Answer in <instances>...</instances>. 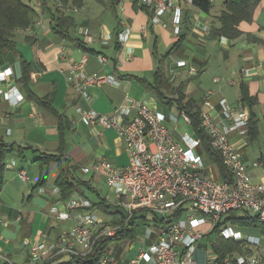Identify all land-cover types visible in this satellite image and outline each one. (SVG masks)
Segmentation results:
<instances>
[{
	"label": "crops",
	"instance_id": "0c3cea01",
	"mask_svg": "<svg viewBox=\"0 0 264 264\" xmlns=\"http://www.w3.org/2000/svg\"><path fill=\"white\" fill-rule=\"evenodd\" d=\"M27 1L41 12L40 0ZM252 1L256 3L253 17L240 24L242 35L235 39L221 37L216 29L217 18L224 10V0H215L210 14L195 8L187 9L189 12L184 9L179 35L174 33L172 12L154 22L148 10L135 7L131 0H121L116 7V14L112 9L102 6L91 12L90 4L94 5L95 2H89V7L83 6L81 12L75 15L77 24H85L94 37L99 38L105 32L112 37L108 46L104 47L99 42L92 44L90 48L96 51L94 54L81 50L75 41L63 40L51 32L47 13L39 17L43 20L42 24L34 23L18 32L16 46L0 55V72L11 70L9 79L0 82V90L6 92L14 85L23 96V101L14 106L5 99L4 94L0 95V144L16 147L13 153H8L0 161V168L4 171L0 186L1 255L16 263L24 262L29 259V249L23 245L24 240L38 234L52 239L75 224L74 220H58L53 213L54 208L58 212L64 211L65 202L61 200V195L56 196L51 189L43 193L38 189L42 181L48 182L49 170L53 165H57L58 174L52 184L56 187L62 167L68 174L70 172L76 179L75 191L71 197L79 195L90 201L89 211L95 213L106 226L120 227L122 223L129 225L133 221L126 220L121 214L116 194L110 190L102 195L100 190L103 184L110 189L105 176L102 173L83 171V168L90 167L100 158L110 160L117 167L128 165L129 155L125 143L115 129L98 126L95 130H90L81 120L78 109L93 108L113 116L121 105L128 104L132 99L164 113L167 118L166 126L170 130L174 119L160 109L164 103L149 83L154 84V74L164 62L159 63L161 56H165L162 52L167 55L172 48L171 54L166 57V71L163 69L169 79L165 85V93L171 98H178L179 95L174 90L180 89L186 98L185 102L192 101L195 104L194 110H206L204 96L208 92L213 93L212 101L218 108L223 99L231 106L244 107L240 84L245 83L249 96L256 100L253 107L256 131L250 135L248 131L244 135L234 132L230 135V140L239 147L243 162L254 177V182H264V166L254 167L256 162L264 164V0ZM122 20L132 32L127 45H119L120 49L117 50L118 39L115 34L118 29L120 32L123 30ZM205 25L210 27L209 31H205ZM181 36L184 39L174 47ZM100 55L105 56L107 61L102 62ZM83 57L87 58V75L114 76L121 81L119 86L101 82L88 88V93L93 97L91 105L80 94L71 90L66 81L70 67ZM179 59H186L199 68V74L195 76L198 81L196 85H184L190 75L185 69L176 66ZM23 60L29 67V87L22 82ZM173 70L179 73L175 77ZM244 71L248 74L245 75ZM215 79H219V82L215 83ZM230 81L234 84H229ZM174 107L177 109L175 104ZM175 131L176 129L170 130L178 141ZM46 155L63 156V164L51 162L47 165L43 161ZM204 157L208 159L205 153ZM22 162L29 165L30 172L26 171ZM209 162L213 163L211 160ZM19 163H22V167H19ZM34 167L38 170H34ZM21 171L27 172L26 182L19 176ZM22 188L27 190L28 197L22 194ZM19 191L22 201L27 199L28 202L23 211L13 207L11 197L7 196ZM35 201L41 206L35 204ZM113 207L115 212L111 211ZM147 213L152 212L143 210L137 213L136 220L130 227L134 232L133 239H123L111 244L107 254L108 264H131L140 249H149L158 242L163 224L162 218L156 214L152 220L154 229H149L142 235L139 233L140 225L145 226L150 222ZM117 214L122 215L118 220L115 219ZM229 216L223 218L222 223L225 222L220 231H215L214 228L198 243L195 252L198 263L219 264L218 250L228 251L233 241L238 242L239 247H243L244 243L248 245L244 241L245 235L260 238V246L254 251L248 246L249 250L246 252L233 246L224 259L235 260L247 252L264 257V230L259 226L241 227L238 223L226 221ZM248 216L255 217L249 212H238L237 217ZM224 228L241 232L243 240L224 238L221 235ZM202 229L208 230L209 226L204 225ZM136 242L140 244L138 250L135 249ZM145 264H153V259Z\"/></svg>",
	"mask_w": 264,
	"mask_h": 264
},
{
	"label": "built area",
	"instance_id": "2783aa9c",
	"mask_svg": "<svg viewBox=\"0 0 264 264\" xmlns=\"http://www.w3.org/2000/svg\"><path fill=\"white\" fill-rule=\"evenodd\" d=\"M192 3V0H187ZM214 3L215 0H210ZM42 0L39 4L41 5ZM138 6L154 13L153 21L158 22L167 12L173 13L174 33L180 34L182 10L180 0H137ZM61 10L79 13L73 5L70 8L61 5ZM43 20L37 22L42 24ZM123 30L118 35V42L125 47L131 36V28L122 20ZM209 31L208 25L204 26ZM87 47L99 42L102 46L111 44L110 33L94 37L88 27H80ZM99 59L106 62L105 56ZM87 58L73 63L66 81L68 87L80 94L88 104L93 101L88 88L106 82L119 86L121 81L114 76H89L86 73ZM178 68L186 69L191 76L199 74V68L186 59L176 62ZM247 75L248 72L244 71ZM11 70L0 72V82H6ZM215 83L219 79L214 80ZM229 84H234L230 81ZM12 105H19L23 96L14 85L6 92L0 90ZM213 93L204 96L206 110L200 111L201 127L211 138L212 147L219 153L223 165L232 175L231 182L218 179L211 163L207 166L201 154L202 140L191 137L188 133L178 142L166 126V115L144 102L130 99L121 105L113 116H108L93 108L78 109L83 123L90 129L96 127L115 129L120 133L129 163L124 167L115 166L110 160L100 158L90 167L83 168L85 173H102L112 193L118 196V204L128 216L126 220L140 211H150L162 218L163 232L158 242L149 249H140L131 264H145L153 259V264H200L195 260V252L200 240L212 231L223 217L232 212H249L264 223V182L255 183L243 162L239 147L230 140V135L238 132L246 134L249 114L242 105L231 106L225 99L219 108L212 101ZM181 117L191 125L189 116L182 112ZM256 162L255 168L262 167ZM23 182L28 180L27 172L21 171ZM45 192V188H40ZM53 193L60 196L57 187ZM87 199L75 195L65 202L64 211L53 209L58 220H74V225L63 230L59 235L48 239L38 234L23 241L29 249V259L16 263L0 254V260L8 264H58L62 258L83 259L91 255L96 245L107 237L117 235L118 227L106 226L93 212ZM208 225V230L202 227ZM221 235L226 239L243 240L241 232L224 228ZM248 245L259 247L260 238L249 237ZM263 252V251H262ZM248 253V252H247ZM243 254L235 260L225 258L223 264H264L263 255ZM264 254V252H263ZM105 257L101 264H108Z\"/></svg>",
	"mask_w": 264,
	"mask_h": 264
},
{
	"label": "trees",
	"instance_id": "16d2710c",
	"mask_svg": "<svg viewBox=\"0 0 264 264\" xmlns=\"http://www.w3.org/2000/svg\"><path fill=\"white\" fill-rule=\"evenodd\" d=\"M95 3H98L100 6L108 9H112L113 13H117L116 7L119 5L121 0H94ZM135 7H138L137 0H131ZM86 0H42L41 3V12L35 9L27 0H0V55H2L5 51L11 50L16 46L15 39L17 37L18 32H22L23 30L30 27V25L37 23L40 21L41 16L47 13L49 19V26L51 32L55 33L63 40H72L78 44V47L87 53H96L90 47H87L83 36L79 34L80 27H87L85 24L78 25L75 19V15L79 14L82 10V7L85 6ZM61 5H64L67 8L75 5L80 9L79 13H75L72 11H62ZM181 10L184 9L189 12L190 8H195L201 12L206 14H210L213 9V3L210 0H192V3H189L187 0H180ZM140 7V6H139ZM143 10H148L150 12V16H154V13L145 7H141ZM256 8V3L252 0H224V10L221 15L217 18V31L221 35V37L235 39L242 35L239 26L241 23L250 21L253 17L254 10ZM39 18V20H37ZM76 33V35H75ZM118 33V34H117ZM115 35L120 33L119 29ZM184 39L181 36L180 40L175 44L174 47H177L180 42ZM119 42H116V49H120ZM173 50V48H172ZM171 50V51H172ZM171 51L167 53L165 56H161L159 59V63L164 60L165 57L171 54ZM23 68H24V76L22 82L29 87V67L26 62L23 60ZM138 79V78H137ZM169 81L166 76V72L163 70L162 66L158 68V70L154 74V84L149 83V86L153 88L156 92L158 98L162 103L166 105H176L177 110L181 114L185 112L190 120L191 127L194 130L195 137L200 138L202 140L201 152L205 153L208 156V159L211 160L215 166L218 168L221 176V180L231 182L232 175L225 168L222 162V158L219 153L212 147L211 138L205 132V130L201 127V118H200V110H194L195 104L192 101L185 102V96L180 92V89L174 90L178 98L169 97L166 91V83ZM145 83L146 81L143 80ZM242 87V104L244 108L249 114V123L247 126V131L250 134H254L256 131V117L253 110L254 105L256 104V100L251 98L247 92V87L244 82L241 84ZM16 147L14 145L6 146L0 144V161L8 154L13 153ZM44 163L47 165L51 162H59L61 165L63 164V156L61 155H46L43 159ZM68 163V162H66ZM61 174L56 182V187L60 191L61 200L66 202L75 191L76 179L72 176V174H68V171H64L63 167L61 169ZM4 171L3 168H0V186L3 183ZM79 182V181H78ZM45 181L40 183L38 187H44ZM135 213L131 220H133L129 225L127 223L120 224L117 231V235L113 238H103L98 245L95 246L94 251L91 255L83 258V259H69L62 258L58 264H101L102 260L107 257L109 248L113 242H121L123 239H133L134 232L130 227L136 220ZM230 216L226 219V221H231L232 223H238L241 227H249V226H259L264 230V223L259 220L257 216L255 217H237L238 212H232L229 214ZM228 216V215H227ZM224 218V217H223ZM215 227V231H220L223 221ZM130 220V219H129ZM160 220V219H159ZM235 245H230L229 250H232L234 246L236 249H239V243H234ZM223 250V249H222ZM219 251L220 258L219 264H223L224 257L228 251ZM225 252V253H224ZM0 264H8L0 261Z\"/></svg>",
	"mask_w": 264,
	"mask_h": 264
},
{
	"label": "rangeland",
	"instance_id": "374dc122",
	"mask_svg": "<svg viewBox=\"0 0 264 264\" xmlns=\"http://www.w3.org/2000/svg\"><path fill=\"white\" fill-rule=\"evenodd\" d=\"M89 2H95L94 0H86V5L85 6H88L87 3L89 4ZM89 7V6H88ZM87 7V8H88ZM90 11L91 12H94V9L98 10L100 9V5L98 3H95L94 5L90 4ZM168 13V12H167ZM93 15V14H91ZM162 54L166 55L165 52H162ZM160 57V56H158ZM166 63H167V58L165 57L164 58V62H162V68L166 71ZM181 70V69H179ZM186 70V69H185ZM186 73L188 74L187 70H186ZM179 74L178 72H176L175 70H173V75L174 77ZM189 75V74H188ZM186 83L184 84L185 86H188V85H196L198 83L197 79L195 78V76H189V79H187V81H185ZM171 109H170V106L169 105H166V104H161L160 106V109L163 110L164 112H166L168 115L172 116V118L174 119L173 123L170 125V130L174 131L176 129V134H175V138L178 140V142L181 141V137L182 136H185L187 133L191 136V137H194L195 136V133H194V130L193 128L191 127V125H188L181 117V115L178 113L176 107H174V105H171ZM178 115H180L181 118L178 117ZM177 120V121H176ZM109 135V134H107ZM201 151V149H200ZM201 154L203 155V159H204V162L207 166H210L211 163L209 162V160L204 157V153L201 152ZM24 163V162H22ZM22 163H19V167H22ZM23 166H26V171L27 172H30L31 168L29 169V165H27V163H24ZM213 169V172L216 174L217 178L218 179H221V176H220V172L218 170V168L216 166H213L212 167ZM34 170H38L37 167H34ZM58 174V168H57V165H53L52 169L49 170V177H48V182L46 183V185L43 187L45 188V191L51 189L53 191V188L55 187L54 183L55 182V178H56V175ZM22 192L23 195H26V197H28V192L25 188H22L20 190ZM19 192H13L11 193V195H7V196H10L11 197V202L14 204L13 207H15L16 209L18 210H21L23 211V208L24 207H27L28 206V202H27V199L25 202L22 201V197H21V193ZM101 193L102 195H106L108 192H110V189L108 190V187H106V185H102L101 187ZM6 196V197H7ZM36 197V195H34V198ZM36 200H39V199H36ZM6 202V201H5ZM35 204H38V201H35L34 202ZM41 206V205H40ZM112 212H115V208L113 207L111 209ZM121 214L124 216V217H127L128 214L127 212L121 208ZM100 215L103 216L102 213H100ZM122 215H115V219H119V217H122ZM155 214H152V213H147V217H148V220L150 221L147 225L143 226V225H140V228H139V233L140 235L142 234H145L149 229H154V225L152 224V220H153V216ZM108 218V217H106ZM255 234L257 232H250V234ZM247 237H249L248 235H245V239L244 241H247ZM249 247H251V251H254V249H256L257 247H254V246H250V245H246L245 243L243 244V247H239V249L237 250H241V252H246L247 250H249ZM140 248V244L138 242L135 243V249L138 250ZM128 254V253H126ZM124 254L126 257L127 255Z\"/></svg>",
	"mask_w": 264,
	"mask_h": 264
}]
</instances>
